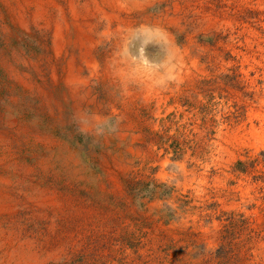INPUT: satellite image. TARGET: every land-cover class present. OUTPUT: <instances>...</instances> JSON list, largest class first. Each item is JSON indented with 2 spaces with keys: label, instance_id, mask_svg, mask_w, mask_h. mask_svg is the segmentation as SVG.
<instances>
[{
  "label": "rangeland",
  "instance_id": "obj_1",
  "mask_svg": "<svg viewBox=\"0 0 264 264\" xmlns=\"http://www.w3.org/2000/svg\"><path fill=\"white\" fill-rule=\"evenodd\" d=\"M71 1L0 0V256L264 264V0ZM155 20L188 61L153 88L117 69L123 43L166 61Z\"/></svg>",
  "mask_w": 264,
  "mask_h": 264
},
{
  "label": "bare ground",
  "instance_id": "obj_2",
  "mask_svg": "<svg viewBox=\"0 0 264 264\" xmlns=\"http://www.w3.org/2000/svg\"><path fill=\"white\" fill-rule=\"evenodd\" d=\"M18 2H22L19 6L23 7L25 5H34L35 6V11L34 15L37 18H42L46 14V7L48 6L49 3H51L52 0H17ZM145 0H90L91 4L94 5V7L98 10L102 8L101 6L103 4H109L111 6H123V5H130V6H135L138 5L141 2H144ZM149 2V1H148ZM54 3V2H53ZM71 12L73 13V16L77 18V11H78V6L74 3V0L71 1ZM55 4V3H54ZM56 5V4H55ZM61 6V5H60ZM62 7V6H61ZM93 12V11H92ZM103 12V10H102ZM108 12V11H107ZM104 13V12H103ZM115 13V12H114ZM119 13V12H118ZM116 14V13H115ZM114 14V15H115ZM102 18V17H101ZM78 19V18H77ZM88 19V18H87ZM97 19V18H96ZM157 19V18H156ZM90 21V19H88ZM98 20V19H97ZM102 22V21H101ZM106 22V21H105ZM109 22V21H108ZM96 23V22H95ZM99 23V22H98ZM129 23V22H128ZM67 22L66 20L63 21H58L57 26H56V38L61 39L65 36V31L67 29ZM130 25V23L128 24ZM153 26H157L161 29L164 30L166 33L168 39H169V44L165 47L166 49V63L168 64L169 67V76L173 79H180L183 75V72L187 69V57L185 52L181 50L175 43L173 36L169 31H167L163 25L161 24L160 21L155 20L153 22ZM100 27V26H99ZM118 29V28H117ZM116 29V30H117ZM98 30V29H97ZM131 30V29H130ZM109 31V24H106L105 26V33H108ZM118 31V30H117ZM93 32V31H92ZM110 32V31H109ZM120 34V33H119ZM132 34V33H131ZM102 35V34H101ZM104 36V35H103ZM146 36V35H145ZM130 37V36H129ZM150 37V36H146ZM150 39V38H148ZM107 41V40H106ZM60 42V40H59ZM62 42V40H61ZM95 43V42H94ZM98 44V43H97ZM157 44V43H156ZM128 48V47H127ZM121 49V54H122V59L118 63V69L117 72L119 75L127 80H135L136 82L138 81L139 83L147 86V87H153L155 88L154 81L158 78L159 73L153 72L152 71V66L148 62H144V57L147 54L146 49L142 51L134 53L136 55L134 58L130 55L127 54L126 47L124 43L120 46ZM162 49V48H161ZM138 50V49H137ZM150 50V49H149ZM116 52V51H115ZM117 53H115L116 55ZM145 54V55H144ZM190 54V53H189ZM117 56V55H116ZM119 56V54H118ZM155 56V55H154ZM120 58V57H119ZM149 58V55H148ZM157 60V59H156ZM118 61V60H117ZM192 63V61H191ZM195 63V62H193ZM86 64L89 67L91 71L96 70L97 68V62L96 60L89 55L86 59ZM86 66V67H87ZM195 66V65H194ZM202 67V66H201ZM117 68V67H116ZM96 73V72H95ZM92 74V73H91ZM90 75V74H89ZM118 76V75H117ZM66 79L71 82H79L81 80L80 73H78L75 70H70L67 73ZM124 79V80H125ZM82 83V82H81ZM168 83V82H167ZM166 83V85H167ZM152 88V89H153ZM257 88V87H256ZM264 94V93H263ZM250 105V104H249ZM256 118V117H255ZM255 131V130H254ZM262 140V139H261ZM264 141V140H263ZM15 172V171H14ZM1 178V177H0ZM7 178V177H6ZM6 181V180H5ZM4 183V182H3ZM57 197V196H56ZM2 203V197L0 195V205ZM24 239V238H23ZM1 240V238H0ZM3 242L0 244L2 245ZM31 256V253L27 250L22 251V250H17L14 249L8 253L7 258H3V256H0V264H20L26 257Z\"/></svg>",
  "mask_w": 264,
  "mask_h": 264
},
{
  "label": "clouds",
  "instance_id": "obj_3",
  "mask_svg": "<svg viewBox=\"0 0 264 264\" xmlns=\"http://www.w3.org/2000/svg\"><path fill=\"white\" fill-rule=\"evenodd\" d=\"M134 31H139L142 35L150 36L152 40L165 47L169 44V39L166 33L163 29L157 26L142 25L137 29H134ZM152 71L159 73L158 78L154 81L155 86L163 87L171 78L169 76V67L166 61L152 64Z\"/></svg>",
  "mask_w": 264,
  "mask_h": 264
}]
</instances>
